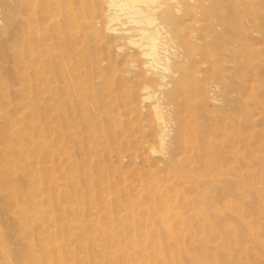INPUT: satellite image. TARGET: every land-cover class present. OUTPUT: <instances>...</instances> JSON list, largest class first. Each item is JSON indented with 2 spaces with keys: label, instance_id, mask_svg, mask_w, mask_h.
Instances as JSON below:
<instances>
[{
  "label": "rangeland",
  "instance_id": "rangeland-1",
  "mask_svg": "<svg viewBox=\"0 0 264 264\" xmlns=\"http://www.w3.org/2000/svg\"><path fill=\"white\" fill-rule=\"evenodd\" d=\"M9 1L10 23L8 9L0 0V56H6L0 57V78L10 90L4 100L10 103L11 111L22 107L16 115L23 111L28 123L52 129L53 173L56 179L60 176V187L57 191L47 190V204L40 208L28 201L30 192L25 189L22 204L16 206L19 213L9 222L48 227L42 238H52L53 246H60L55 247L57 264H160L163 259L162 264H173L167 253L157 252L160 256L156 257L154 249L160 238V244L178 242L185 246L188 255L180 259L185 264H264V0H217L228 25L227 30L218 28L219 41L205 39V30L192 27L195 18L201 26L209 22L202 6L207 0H173L175 26L183 35L197 33L202 40L195 41L196 47L212 46L211 50L226 43L215 56V63L211 60L192 70H198L202 84H210L214 71L222 70L230 75L226 82L232 95L230 105L225 100L214 105L207 100L208 90L202 93L204 97L201 94L193 98V103L203 108L201 128L206 130L219 123L222 133L214 143L202 144L196 131L184 130L183 135L192 140L189 144L198 141L201 146L200 151L189 150L185 160H181L183 148L172 135L167 146L170 155H175V163L161 151L150 127L149 109L137 111L139 98L132 99L122 92L120 76H127L128 68L114 55L118 43L104 20V0H49L59 1L60 6H52L53 18L42 26L41 34L46 39L38 64L54 90L40 97L16 92L25 83L16 69L29 63L35 44L15 41L24 30V8L15 0ZM242 49L246 57L235 54ZM61 62L70 65L72 91L62 89L65 68ZM113 67L119 71L115 73ZM232 117L236 120L231 123ZM221 147L225 152L220 154ZM191 176L195 181L188 178ZM199 180L208 185L219 183V188L214 191ZM202 205L210 215L200 211L205 208ZM173 214L180 215V220ZM3 223L7 224L6 220ZM171 234L175 237L168 236ZM172 247L170 253L177 257L178 249ZM116 251L123 254L121 259Z\"/></svg>",
  "mask_w": 264,
  "mask_h": 264
},
{
  "label": "bare ground",
  "instance_id": "bare-ground-1",
  "mask_svg": "<svg viewBox=\"0 0 264 264\" xmlns=\"http://www.w3.org/2000/svg\"><path fill=\"white\" fill-rule=\"evenodd\" d=\"M15 1L23 6V16H25V26L22 32V36H16L15 41L21 40L23 43L35 44V48H32L31 50V56L33 59H29V66L27 64L25 66L23 65V67L19 66V70L16 69L18 71V75H20V81H22L23 83L25 82V85L21 84L23 87L18 88L16 92L22 95L30 94L37 97H40V95L44 93H53L54 89L52 90V88L49 86L51 85V83L49 82V77L46 76L42 66H40V64L38 63H40L41 61L40 48L42 46V43H45L46 39L41 34V31L43 29L42 26L47 22V20L53 18V14L51 11L52 6L59 7L60 2L56 1L49 3V0ZM2 2L8 9L9 14L7 15V22L10 23L12 22V17L10 15L11 8L8 3L10 1L2 0ZM104 2L106 4V15L104 20L108 25V30H111L112 34L114 35V39L118 43V49L115 50L114 55L117 58L122 59L125 63V66L128 68V75L120 76L121 80L119 85L121 86L122 92H124L125 95H129L132 99L139 98L141 105L139 107H136L137 111L143 112L144 110L147 111V109H149L148 112L149 116H151L152 122L150 124V127L154 131L155 138L158 140L157 142L162 146L161 151H163L165 158L172 160V162H174L175 159V155H172V153L170 155V151L168 152L169 149L167 146L168 141L172 137V135H174L175 142H178L179 148H183V155L181 157V160H185L188 158L186 154L189 150L200 151L201 146L200 144H198V141H194L195 143L189 144L191 140L190 137H185V135H183V131L187 129L196 131L197 134H195V136L198 135L197 138L201 141L202 144H204L205 142L214 143L216 137H218L219 134L222 133L220 130L221 126L219 123H216L215 126L203 130L200 126V114L203 108L197 107L196 104L193 103V98L198 95L201 96V94L205 90H208L209 94L211 93V96L208 94L207 100L212 101L214 105H220L224 100L225 102H228L227 104L231 103V86L226 82L227 78L229 79L230 75L228 77V75L224 74L222 70H216L214 71L215 74L210 84H202V77L198 74V70H192V68L193 66L197 67L198 69L202 68L206 65L207 62H211V60V64L215 63V56L217 54L220 55L219 51H221L222 48L226 47V43L223 42V45H219L218 49L213 48L211 50L209 49L212 46H205L206 48H201L199 46L196 47L195 41L201 39L200 36L197 37V33L195 32H193L189 36L183 35L182 31H180L175 26L176 14L174 12L176 6L173 3L176 2H173V0H104ZM178 3L179 2H177V5L182 6ZM202 6L204 9L203 16L207 17L209 22L207 21L208 23L201 26V24H199L200 21L198 20V18H195V22L192 24V27L205 30L207 32V34H205V39L209 38L217 41L221 36V34L217 32L218 28L226 30L228 28V25L225 24L227 23V21H224L225 18H223L222 15V7H219V3L217 0H207L206 2L202 1ZM177 8H179V6H177ZM226 13H228L227 10ZM226 13L225 15H227ZM229 15H227V17ZM243 30H245V27L243 28ZM236 31L238 30L236 29ZM231 32L232 34L236 33L235 31ZM220 40L226 41L223 40V38H221ZM232 42L234 41L232 40ZM210 43H212V41ZM233 48L231 46V49ZM231 49L229 48V50ZM221 54L225 55V53ZM235 54H238L240 56L246 55L244 49H242L240 53ZM2 57L4 58L6 56ZM197 58L200 60H198ZM7 64H10V62H8ZM16 64H18V62ZM60 64L61 66H63V68H65L62 73L64 82L62 89L67 88L68 90L72 91V89L70 88H73V76L70 70V65L67 62H61ZM213 68L215 67L213 66ZM113 70L115 73L119 71L116 67H113ZM129 74L131 76H129ZM55 88V90L58 91L57 87ZM9 92V86L3 79L0 78V264H57V258H54V254L56 252L55 247L58 246V248H60V246L56 245L54 247V241L52 242V238L49 240L42 238V235L48 232V227L42 226V223L36 225L37 223L34 224L33 222L31 224L32 226H26L21 222L18 225L13 224L14 222L16 223L15 220L13 223H11L12 220L11 222H9L10 218H15L16 214L19 213L16 211V206L22 204L23 198H21V196L23 195L22 192H24L25 189H28L30 192L28 201H30L31 203L34 201L32 204L40 208L44 203H46L45 195L47 193H50L47 192V190L50 189L51 191H57V188L60 187L57 183V179H59L60 176L56 179L55 174L53 173L55 171L53 170L55 165V141L53 142V137L50 134L52 129L50 130V127L47 126L41 127L39 124H34V122L32 121L31 122L33 124L28 123L24 118L23 111L20 115H16L20 110L23 109L22 107H16L13 111H11L9 108L10 103L4 100L10 94ZM115 95L118 96L117 94ZM203 101L204 103H206L205 99H203ZM214 114L215 112L213 110L211 112V116L214 117ZM232 120L233 122H235L236 118L232 117L231 123ZM182 139H184V141H182ZM192 139L194 138L192 137ZM217 152L218 151H213V154ZM220 152H225L224 147H221L219 153ZM67 159L68 158H66L65 161H68ZM57 160L59 159L57 158ZM61 171L63 170H60V172ZM55 173L57 174V172ZM69 176L71 175L69 174ZM192 176L191 178H188L191 180L193 179ZM188 178L187 180H189ZM210 181L216 180L213 179ZM199 182L205 185L207 183L208 185L207 181H205V183L204 181L199 180ZM208 186H211L214 191H217V189L219 188V183H209ZM208 186L206 187L209 188ZM156 188L159 189L158 185ZM224 190L223 192H225ZM226 191H229V188L228 190L226 189ZM51 193L54 194V192ZM58 193L59 195L62 194L61 192ZM48 200L49 198H47V201ZM202 206L205 207L204 205ZM67 209L69 208L67 207ZM207 209L208 208L205 207L200 211L207 212V214L210 215ZM22 213L23 212H21L20 214ZM173 215L180 220V215ZM44 219L46 220V218ZM5 220L7 224L3 223L5 222ZM183 221L184 220L182 218L181 222ZM170 231H172V228ZM53 232H55V230L50 233L53 234ZM172 234H174V231ZM172 234L168 236L175 237V235ZM161 239L162 238H160V242L158 243L159 245H156L157 249H154L156 250L155 255L157 252H161L163 255H166L167 253V255L171 258L173 264H185L182 263L184 261H180L183 255L185 257H187L188 255L185 246H181L180 244H178V242H175L176 244L172 243L170 245L160 244L162 243ZM131 245L134 249L137 248V245ZM172 246H175L178 249L177 257L174 255L176 253H170L171 249L173 248ZM218 247L219 246L217 245L216 248ZM119 251H116L115 254H117V258L119 256V258L121 259L123 254ZM190 253L191 252H189V254ZM214 255L217 256V254ZM157 256L160 255H156V257ZM192 256L194 257V255ZM140 257H143V255ZM161 258H163V256ZM161 258L160 260H162ZM168 259L165 260L167 261ZM157 260L160 261L159 259ZM59 263H61V259ZM148 263H150V261ZM145 264L147 263L145 262Z\"/></svg>",
  "mask_w": 264,
  "mask_h": 264
}]
</instances>
